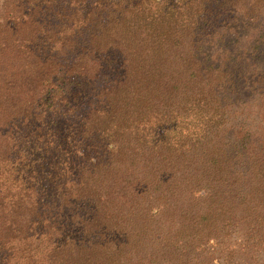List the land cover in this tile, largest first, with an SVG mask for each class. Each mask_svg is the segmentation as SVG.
<instances>
[{
  "label": "trees",
  "instance_id": "obj_1",
  "mask_svg": "<svg viewBox=\"0 0 264 264\" xmlns=\"http://www.w3.org/2000/svg\"><path fill=\"white\" fill-rule=\"evenodd\" d=\"M5 6L0 55L40 93L14 117L21 129L0 151V209L11 213L0 220V264H123L131 239L117 243L102 224L115 229L117 223L99 214L124 204L128 232L144 236L171 201L188 202L159 242H167L177 261L192 229L207 237L202 246L228 235L237 210L231 199L247 207L246 217L260 210L253 225L263 228L264 242V127L255 139L239 137L236 112L228 109L239 82V94L249 86L264 110L263 78L232 71L233 62L244 61L253 73L264 60V0H13L10 11ZM47 6L51 12L42 10ZM244 36L248 48L237 45ZM54 115L64 122L58 144L48 134ZM22 136L31 144L24 155L17 146ZM133 165L144 173L115 196L110 183ZM14 168L21 172L12 174ZM198 201L205 207L194 213ZM72 229L79 239L66 235Z\"/></svg>",
  "mask_w": 264,
  "mask_h": 264
},
{
  "label": "rangeland",
  "instance_id": "obj_2",
  "mask_svg": "<svg viewBox=\"0 0 264 264\" xmlns=\"http://www.w3.org/2000/svg\"><path fill=\"white\" fill-rule=\"evenodd\" d=\"M12 2L13 0H7V2L6 0H0V23L2 17L7 14H4V12H7L5 4H7L8 11H10V3ZM42 10L51 12L52 9L47 6L45 9L42 8ZM237 45L248 48L250 40L248 37L244 36L241 39V42ZM237 47L238 46L236 45L233 46L234 49H237ZM0 59V151L5 154L7 148L9 149V147L13 145L14 139L12 135H15V133L18 132V129H21V124H17L16 126L17 118L14 117L22 115V113L28 111L33 96H38L40 91H36L34 81L26 77V72L13 75L8 70L10 68L9 63H12V61L6 62L5 57L2 55H0ZM232 64L236 65V68H232L234 76L239 73L240 75L249 78L253 74L254 77H262V83L264 84V60L261 63L256 64L253 73L247 66L250 65L248 62L236 61ZM236 86L237 89L231 95V106L228 108L229 110L233 109L236 112V118L234 120L235 131L239 133V137L248 133L251 137L254 136L255 139L264 127V110H259L256 107L255 101L258 100V97L249 86H246L241 94H239L241 88L240 83L237 82ZM236 98L237 100L234 101ZM6 114L11 115L10 118H8ZM55 117V115L52 116L50 121H48L49 130L53 129V134H48L50 136L52 135V141L55 144H58L59 141L62 140V135H59L58 132L64 130V122H61L62 119L60 117L57 116V119H55ZM24 139L25 137L22 136L20 143L17 144L18 151L23 155L24 153H27L26 147L31 146V144L26 143ZM45 139H48V137ZM29 140L33 139L29 138ZM128 159L133 160L131 154H128ZM131 168L132 169H129L126 173L124 169H120L117 177L122 176V174H124L125 177H123L122 180L120 179L116 184L110 183V185L115 186L112 188L115 196L118 194L121 196L122 190L130 189V185H132L133 181H135L139 175L144 173L142 169L136 172V165H133ZM2 169L6 171L8 168L4 165ZM20 172L21 171L18 168L12 169V174H19ZM42 177H46L45 172ZM107 190L111 191V187L107 186ZM120 196L114 197L113 202L118 204L117 201H120ZM174 196H176V193ZM104 200L106 201V197H104ZM171 202L173 203V206L170 207L167 213L163 211V215H161L160 218L152 221L151 230L147 231L144 236L130 235V232H128L129 225L128 219H126L128 216L125 215L129 207L128 205L112 206L111 209H103L104 211H101L99 216L102 219L107 218L108 221L106 222L112 221L117 223L115 229L110 223H102L104 227L107 228L108 235L112 239L116 240L117 243H122L124 237L126 240L131 239L130 249L128 250L125 248L124 250V252L128 251L129 254L126 255V258L122 261L124 262L123 264H264V242L262 244L259 243L263 228L257 231L253 225L256 222H260L258 217L260 210L257 209L255 212L251 211V214L246 217L244 209L248 210L247 207L239 205L238 201L235 199H231L229 203L231 208H237V210L233 214L235 219L231 220L232 225L228 228V235L221 233L220 235L213 236L217 238L216 241L202 246L206 242L207 237L205 236L204 238L203 235H196L192 232V229L187 234L189 237L184 238V241L188 240L189 242L185 245V249L183 250V252H185L183 259L180 261L175 260L171 255L176 254L172 252L173 250L170 251L167 248V242L163 244H160L159 242L160 240L162 242L164 237L166 238L169 236L167 228L172 223H177L178 220L180 221V216L178 217V215H175V213L178 214V207L183 205V209H185L188 202L184 203V200ZM197 203L198 206L194 209V213H198L199 210H202L205 207V203L202 201H198ZM174 206L177 209L175 212L173 211ZM170 211L172 212L169 216ZM0 213L2 214L0 220L7 218L8 215L11 214L8 211L4 214V211L1 209ZM121 217L122 219H120ZM75 222L76 221H74L73 224ZM70 223L71 222L68 221L66 222L67 225H71ZM52 234L55 235L52 239V242L54 243L57 240V235L55 233ZM66 235L71 236L72 239L80 238V234L75 233L74 229L68 231ZM137 239L142 240L140 243H137ZM135 244H137L136 249L134 248ZM65 249L67 252L68 247Z\"/></svg>",
  "mask_w": 264,
  "mask_h": 264
}]
</instances>
